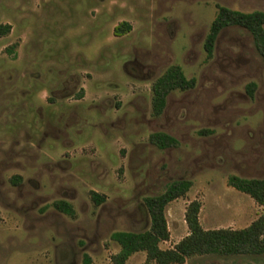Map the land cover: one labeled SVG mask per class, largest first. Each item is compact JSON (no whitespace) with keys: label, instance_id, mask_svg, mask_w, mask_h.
Masks as SVG:
<instances>
[{"label":"rangeland","instance_id":"obj_1","mask_svg":"<svg viewBox=\"0 0 264 264\" xmlns=\"http://www.w3.org/2000/svg\"><path fill=\"white\" fill-rule=\"evenodd\" d=\"M216 4L264 11V0H0L11 25L0 38V264H80L84 253L112 264L111 233L146 229L143 199L181 178L191 186L165 208L163 249L188 234L192 200L203 229L263 212L227 178H264V65L241 27L223 29L206 58ZM121 21L131 28L116 36ZM172 65L195 83L156 115L151 87ZM155 132L177 144L158 148ZM126 264L155 263L138 251ZM182 264H264V253Z\"/></svg>","mask_w":264,"mask_h":264},{"label":"trees","instance_id":"obj_2","mask_svg":"<svg viewBox=\"0 0 264 264\" xmlns=\"http://www.w3.org/2000/svg\"><path fill=\"white\" fill-rule=\"evenodd\" d=\"M216 13L210 22L205 36L203 48L206 58L213 55L215 42L219 33L228 27H241L252 37L253 44L264 65V11L253 10L244 12L216 4ZM11 25L0 23V38L9 33ZM127 21H121L114 27L117 35H123L130 30ZM10 52V50H8ZM194 78H186L177 65L170 66L152 84V109L154 114H160L168 93L174 89L186 90L194 86ZM255 84L248 85L251 94ZM151 143L158 148H167L177 144V140L166 133L155 132L149 135ZM19 179V176H14ZM227 184L232 188L248 194L263 212L243 228H215L203 229L198 221L200 202L190 201L185 209L184 219L188 227V234L181 238L172 248L163 249L159 243L168 239L169 232L165 218V208L169 202L182 197L191 186V181L185 178L171 181L163 192L146 196L144 206L149 216L146 229L139 231H114L110 238L118 243L119 250L112 254V264H126L130 255L135 252H145L146 260L155 264H182L195 255H261L264 253V178H244L231 174ZM95 205L104 200V196L91 192ZM54 208L71 217L75 211L65 200L53 202ZM80 264H91V257L84 253Z\"/></svg>","mask_w":264,"mask_h":264},{"label":"flooded vegetation","instance_id":"obj_3","mask_svg":"<svg viewBox=\"0 0 264 264\" xmlns=\"http://www.w3.org/2000/svg\"><path fill=\"white\" fill-rule=\"evenodd\" d=\"M8 24H9V23H8ZM118 24H119V23H118ZM115 26H116V25H115ZM115 26H114V27H115ZM10 29H11V28H10ZM113 33H114V35L119 36V35L115 34V32H114V28H113Z\"/></svg>","mask_w":264,"mask_h":264}]
</instances>
